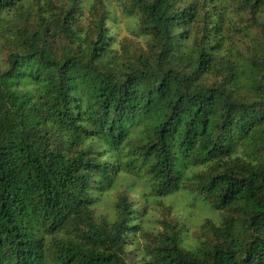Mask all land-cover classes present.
<instances>
[{"label":"trees","instance_id":"16d2710c","mask_svg":"<svg viewBox=\"0 0 264 264\" xmlns=\"http://www.w3.org/2000/svg\"><path fill=\"white\" fill-rule=\"evenodd\" d=\"M113 1L0 0V264H264V0Z\"/></svg>","mask_w":264,"mask_h":264},{"label":"rangeland","instance_id":"374dc122","mask_svg":"<svg viewBox=\"0 0 264 264\" xmlns=\"http://www.w3.org/2000/svg\"><path fill=\"white\" fill-rule=\"evenodd\" d=\"M107 7L111 10L112 15L117 14V20H110L109 24L112 29L117 31L119 37L130 36V31L136 30L138 26L135 23L133 16H126L121 14L119 7L113 0H106ZM166 202L173 205L175 210L186 220L187 230L183 232L181 236L180 244L184 247H189L192 242V231L195 230V226L203 218H211L215 220L217 218L216 211H214L206 203L198 199L193 192L180 190L179 192L167 197Z\"/></svg>","mask_w":264,"mask_h":264}]
</instances>
